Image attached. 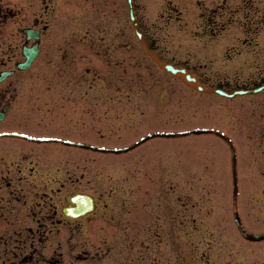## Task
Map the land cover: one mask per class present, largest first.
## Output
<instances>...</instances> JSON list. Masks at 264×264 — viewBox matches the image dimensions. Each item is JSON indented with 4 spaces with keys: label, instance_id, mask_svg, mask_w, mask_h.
I'll return each mask as SVG.
<instances>
[{
    "label": "rangeland",
    "instance_id": "rangeland-1",
    "mask_svg": "<svg viewBox=\"0 0 264 264\" xmlns=\"http://www.w3.org/2000/svg\"><path fill=\"white\" fill-rule=\"evenodd\" d=\"M237 1L227 0V5L234 8ZM250 1L242 12L233 11L232 23L215 35L204 31L198 10L223 0H136L143 27L166 56L202 65L211 82L231 83L264 75V0ZM32 8L42 12L35 2ZM49 20L46 37L120 39L126 43L116 52L126 59L137 55L139 61L127 60L119 99L113 92L95 91L93 109H84L74 108L76 98L62 102L54 78L45 90L53 75H47L52 72L42 66L41 56L31 71L11 78L19 98L10 115L41 117L37 104L47 97L50 104L66 106L51 116L71 117V122L15 123V128L43 135L60 132L58 126L67 134L73 127L79 139L108 147L125 146L154 131L210 128L220 134L151 138L122 154L87 152L92 162L77 173L83 179L77 187L92 192L99 204L89 226H81L85 232L78 251L85 247L87 260L96 264H264V241H244L232 217L236 211L247 232H264V91L226 100L192 92L157 71L132 43L122 0H60ZM7 31L15 32L9 24ZM108 75L95 77L93 84L106 86ZM102 96L110 102L98 106ZM226 140L235 148V201ZM86 154L77 152L79 166H85ZM95 250L99 253L91 257Z\"/></svg>",
    "mask_w": 264,
    "mask_h": 264
},
{
    "label": "flooded vegetation",
    "instance_id": "flooded-vegetation-1",
    "mask_svg": "<svg viewBox=\"0 0 264 264\" xmlns=\"http://www.w3.org/2000/svg\"><path fill=\"white\" fill-rule=\"evenodd\" d=\"M57 1L0 0V71L12 69L17 61L25 58V47L37 41L38 53L28 69L34 66L39 57H44L42 65L48 66L52 72L47 75H53L47 79L45 90H50L54 78L55 91L63 94V103H72L73 100L68 99L76 98L74 108L93 109L95 91L107 93L114 88V92L120 94L124 90L123 83L96 86L93 84L94 75L103 77L104 73H111L115 77L116 73L125 72L127 60L137 65L139 58L132 54L126 59L125 55L122 57L116 52L125 45L124 41L116 38L46 37L50 23L43 16L53 14ZM34 2L38 9L41 7V13L36 14L35 9H31ZM133 2L135 6V0ZM205 9L203 23L210 31L223 28L236 10L228 7L226 1ZM218 14H226L228 18L223 21L222 17H217ZM8 24L14 27L15 32L7 31ZM30 27L32 32L28 30ZM141 29L146 35L145 29ZM27 31L37 33L39 37L27 39ZM151 43L154 51L162 55L155 41L151 40ZM194 68L199 73L198 77L206 82V76L199 68L188 65L189 71ZM10 76L0 81V112L9 105L3 117H0V264H96L87 260L86 248L79 252L78 246L85 232L81 231V226L85 225L86 228L97 216L99 201L92 192L78 189L83 179L81 173L80 176L77 173L87 169L92 162L91 155L86 153L98 151L74 146L72 142H77L79 134L73 127L66 131L67 134L60 133L62 129L58 126L55 130L60 132L43 135L29 133L24 126L15 128V123H70L71 117L51 116L55 108L66 106H57L61 101L50 104L47 97L37 104L42 112L41 117L27 119L9 115L17 98L15 87L7 81ZM261 80H264V75ZM110 101L102 96L98 106L107 105ZM77 152H85V166L78 165ZM62 174L66 176L65 181L61 180ZM73 195L84 199L92 196L94 210L80 217L73 216L74 205L67 200ZM85 243L88 240L85 239ZM97 253L99 251L95 250L91 257Z\"/></svg>",
    "mask_w": 264,
    "mask_h": 264
},
{
    "label": "water",
    "instance_id": "water-1",
    "mask_svg": "<svg viewBox=\"0 0 264 264\" xmlns=\"http://www.w3.org/2000/svg\"><path fill=\"white\" fill-rule=\"evenodd\" d=\"M128 2H129V0H128ZM129 14H130V18L132 19L133 17H132L131 10H130ZM133 27H134V31L136 33L137 38L144 43V41H143V39L141 37V34L139 33V31L136 28V23L135 22H133ZM31 57L32 56H30L29 59L25 63H22L21 67L27 66L28 63L30 62ZM153 59H154V61H156L159 64V66L162 69H165V70L169 71L174 76H176V77L180 78L181 80H183L184 83H186L187 85L191 86L192 88H194L195 90L200 91V92H214V93H218L220 95L226 96V97H232V96H234L236 94H244V93H247V92L255 93L257 91H260L262 88H264V84H262V85H260L258 87H255V88H250V89L235 88V89H232L230 92H225L223 89H221L219 87L207 88V87L202 86L199 82H197L195 75L187 73L185 71V69L176 68L174 65H172L170 63L163 62L161 64L158 59H156L154 57H153ZM122 150H124V148ZM233 156H234V152H232V157ZM232 164H233V159H232Z\"/></svg>",
    "mask_w": 264,
    "mask_h": 264
},
{
    "label": "snow or ice",
    "instance_id": "snow-or-ice-1",
    "mask_svg": "<svg viewBox=\"0 0 264 264\" xmlns=\"http://www.w3.org/2000/svg\"><path fill=\"white\" fill-rule=\"evenodd\" d=\"M22 135H26V133H22Z\"/></svg>",
    "mask_w": 264,
    "mask_h": 264
}]
</instances>
